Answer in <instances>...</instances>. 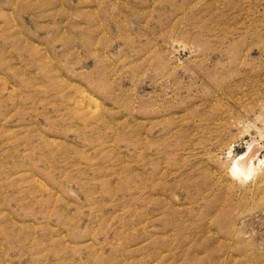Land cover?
Segmentation results:
<instances>
[{"label":"rangeland","instance_id":"obj_1","mask_svg":"<svg viewBox=\"0 0 264 264\" xmlns=\"http://www.w3.org/2000/svg\"><path fill=\"white\" fill-rule=\"evenodd\" d=\"M0 264H264V0H0Z\"/></svg>","mask_w":264,"mask_h":264},{"label":"bare ground","instance_id":"obj_2","mask_svg":"<svg viewBox=\"0 0 264 264\" xmlns=\"http://www.w3.org/2000/svg\"><path fill=\"white\" fill-rule=\"evenodd\" d=\"M243 154V153H242ZM249 155V154H248ZM254 155V154H253ZM241 157V156H240ZM239 157V158H240ZM236 159H238V158H236ZM239 160V159H238ZM234 161V160H233ZM261 161V160H260ZM250 162V161H249ZM258 164V163H257ZM235 166V165H234ZM233 167V166H232ZM246 167H249V168H251V169H253V165L251 164V163H246V162H244V161H238L237 162V166H235L234 168V170L233 171H235V174L236 173H238V174H244V170H245V168ZM239 176H241V175H239Z\"/></svg>","mask_w":264,"mask_h":264}]
</instances>
